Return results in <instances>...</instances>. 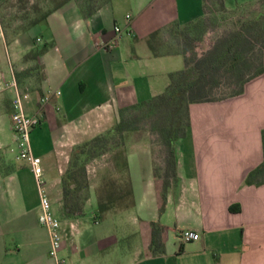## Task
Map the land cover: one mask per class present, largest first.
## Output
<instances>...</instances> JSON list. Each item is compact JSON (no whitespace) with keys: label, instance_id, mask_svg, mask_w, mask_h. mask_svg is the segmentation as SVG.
<instances>
[{"label":"crops","instance_id":"1","mask_svg":"<svg viewBox=\"0 0 264 264\" xmlns=\"http://www.w3.org/2000/svg\"><path fill=\"white\" fill-rule=\"evenodd\" d=\"M8 1L0 0V264H58L49 230L39 222L34 174L17 158V91L25 111L42 118L31 143L66 231L60 252L66 264H264V182H246L264 162V73L246 82L242 94L191 104V127L174 145L176 176L169 178L163 211L168 153L158 137L140 130L125 138L130 208L98 216L99 169L82 191L83 213L70 215L65 206L74 150L110 131L120 109L165 91L170 73L186 67L185 55L172 50L178 41L169 27L206 15V0H110L89 16L70 0L14 33L1 19ZM223 1L234 11L260 0ZM118 25L121 36L105 48ZM156 31L159 53L149 43ZM153 222L164 226L162 255L150 250ZM186 229L200 238L183 241Z\"/></svg>","mask_w":264,"mask_h":264},{"label":"trees","instance_id":"2","mask_svg":"<svg viewBox=\"0 0 264 264\" xmlns=\"http://www.w3.org/2000/svg\"><path fill=\"white\" fill-rule=\"evenodd\" d=\"M70 0H62L54 8H58ZM86 16L92 14L95 10L108 3L110 0H103L99 5H95L91 0L80 2ZM11 1H8V3ZM221 10L225 11L224 1L218 0ZM53 8V9H54ZM52 10V9H51ZM50 10V11H51ZM50 11L45 12L41 17L31 20L27 26L39 23L47 18ZM236 11V10H235ZM207 14V12H206ZM205 16V15H204ZM203 16V17H204ZM203 22L202 17L185 26H179L173 23L169 29L174 34V39L178 41L177 48L172 50H180L185 55L186 67L183 70L170 73V83L165 91L157 96L152 97L148 101H143L135 105L120 109V120L107 133L98 135L90 141L79 145L73 153L70 169L64 179V199L65 206L68 207V214H82L83 206L80 204V193L82 189H87L90 182L87 178V164L95 156L93 148L100 147L109 139V134H118L124 146V157L121 162L116 160L120 173L119 179L115 177H104L98 188L97 214L105 217L107 214L117 212L118 210H126L133 204V191L131 187V177L129 174V164L126 152L125 138L126 134L132 131L140 130L142 127L135 125L139 121V117L134 112L138 109L141 111L151 112L160 115L159 131L161 137H158L161 144L168 153V175L164 183V194L161 210L163 211L167 198V189L170 186L171 176H176V158H175V142L178 138L184 137L191 127L190 106L193 103L215 101L211 99L210 92L215 90L213 83L216 74L221 67L231 61L232 68L237 66L241 61V54L236 48L243 38V32L226 35L221 38L215 48L208 51L207 54L193 56V46L191 45V34H197L199 27ZM264 20L261 21V27ZM158 32L150 35L149 43L154 52H158L152 44ZM193 38V37H192ZM194 39V38H193ZM236 44V45H235ZM235 48V49H234ZM170 50L167 49V52ZM159 53V52H158ZM264 73V68L258 70L257 75ZM255 76L241 81V85L234 95L244 91L246 82ZM233 95V96H234ZM166 119L170 122L167 123ZM154 131V130H153ZM264 140V130L262 132ZM258 179L260 181H258ZM74 182V186L71 185ZM246 182L249 184H259L264 182V162L255 170L250 172ZM84 199V198H83ZM164 226L159 222L152 223V241L150 250L155 255L166 253L165 244L162 239Z\"/></svg>","mask_w":264,"mask_h":264},{"label":"rangeland","instance_id":"3","mask_svg":"<svg viewBox=\"0 0 264 264\" xmlns=\"http://www.w3.org/2000/svg\"><path fill=\"white\" fill-rule=\"evenodd\" d=\"M61 1L12 0L4 6L1 19L5 25L13 26L12 31L14 33L20 27L27 26L31 20L39 18L45 12L53 9ZM79 1L83 2L84 0ZM91 2L99 5L103 0H91ZM206 12L207 14L202 17L203 22L198 29L199 32L191 34L194 38H190L191 45L194 47L193 56L207 54L227 34L234 35L238 31L243 32L242 41L236 46L241 54L240 63L232 68L230 61L224 67H221L213 81L216 85L215 90L209 91L211 99L220 101L231 98L239 89L241 81L255 76L261 67L264 68V25L261 27V21L264 20V0L236 11H222L218 0H206ZM242 93L244 91L240 94ZM239 103L248 102L239 100L237 105ZM134 114H137V117L140 118L135 123V125L142 127L140 131L150 132L156 137H161L159 114L147 113V111H141L140 109L136 110ZM241 116L245 120L248 113L243 112ZM166 122L169 123L170 120L166 119ZM108 136L109 139L106 143L104 142L100 147L92 150L95 152V156L87 164V170L90 169L89 177H91V181L88 179L89 182L94 183L98 178L95 176L97 175L95 174L97 173L96 169L102 170V175H98L101 181L105 176L117 179L120 177L116 160L122 161L124 146H122V140L118 134L113 133ZM84 190L82 189V191ZM82 191L80 200L84 198Z\"/></svg>","mask_w":264,"mask_h":264},{"label":"built area","instance_id":"4","mask_svg":"<svg viewBox=\"0 0 264 264\" xmlns=\"http://www.w3.org/2000/svg\"><path fill=\"white\" fill-rule=\"evenodd\" d=\"M115 31L117 32V37L109 44H105V48L115 46L117 39L121 36L122 30L119 25L115 26ZM56 93L60 94L61 92L56 91ZM49 99L50 95L46 94L42 98V102L45 103L49 101ZM13 105L12 125L17 136V158L26 161L34 174L40 197L39 222L49 230L51 243L50 255L58 264H66V258L60 254L66 231L63 227L62 220L53 210L47 181L44 176L42 159L34 153L31 143L32 130L41 124L42 118L39 115H30L25 111L21 95L18 91L13 100ZM181 238L185 242L198 240L200 238V233L194 229H186L181 232Z\"/></svg>","mask_w":264,"mask_h":264}]
</instances>
